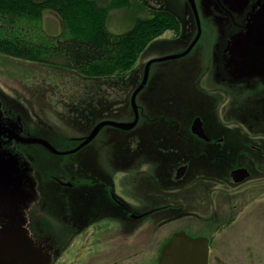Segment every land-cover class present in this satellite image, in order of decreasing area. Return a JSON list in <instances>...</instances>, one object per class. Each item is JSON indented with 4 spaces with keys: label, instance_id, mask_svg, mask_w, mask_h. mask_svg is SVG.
I'll use <instances>...</instances> for the list:
<instances>
[{
    "label": "rangeland",
    "instance_id": "1",
    "mask_svg": "<svg viewBox=\"0 0 264 264\" xmlns=\"http://www.w3.org/2000/svg\"><path fill=\"white\" fill-rule=\"evenodd\" d=\"M97 1L103 5L110 0ZM203 1L196 0L201 19L197 43L181 57L154 61L150 65L148 81L137 95L138 104H146L155 114L160 112L166 118L180 120L182 128L188 127L193 112L206 111L205 101L196 90L207 86L206 67L211 63L214 28ZM151 9L174 13L180 20V32L168 29L151 41L134 71L119 77H85L69 69L0 53V88L26 104L34 125L62 152L74 149L79 138L87 135L101 121H131L134 114L131 96L142 82L147 63L182 53L198 31L189 0H128L110 10L107 26L114 33L124 32L132 28L138 18L147 16ZM61 31L62 23L58 16L45 10L39 27L31 28V37L39 39ZM149 126L174 127L163 119ZM143 127L140 123L133 131H125L104 125L91 142L71 153H53L39 145L38 167L44 176L54 174L73 179L72 175L78 176L82 170L87 172L91 167L99 170L93 167L99 165L108 172L112 171L115 190L124 194L129 203L136 205L141 195H150L145 200L151 206L160 199L161 204L173 205L175 197L164 199L163 195H155L157 191L152 188L156 186H150L144 192L139 189L141 195H137V189L129 184L137 176L145 178L128 166L138 165L143 160ZM147 160L145 167L154 170L155 158L146 157ZM121 164L126 167L122 168ZM172 165L170 162L166 168ZM214 166L217 170L218 166ZM217 188L220 189V184ZM181 196V208L171 206L150 212L136 221L121 213H113V248L109 234L95 243H81L75 227L59 220L56 237L61 247L52 264H156L164 243L180 229L193 236L211 238L209 264H264V211L260 207L257 212L245 210L236 218L238 208L232 209L237 202L236 195H211L208 208L204 203L195 207L186 205L196 204L199 196ZM95 217L100 228H109V215L99 213ZM147 221H150L148 233L142 231V224ZM96 238L93 236V240Z\"/></svg>",
    "mask_w": 264,
    "mask_h": 264
},
{
    "label": "flooded vegetation",
    "instance_id": "2",
    "mask_svg": "<svg viewBox=\"0 0 264 264\" xmlns=\"http://www.w3.org/2000/svg\"><path fill=\"white\" fill-rule=\"evenodd\" d=\"M203 3L214 28L207 86L196 90L205 101L206 111L193 112L188 127L182 128L180 120L155 114L146 104H138V123L127 129L133 131L140 123L144 125L143 160L128 166L145 178H133L131 188L141 195L139 189L144 192L156 186L152 188L157 191L155 195L175 197L173 205L161 204L160 199L151 206L145 200L150 195H141L136 205L129 203L115 190L112 171L99 165L93 166L99 170H82L78 176L72 175L73 179L44 176L38 167L37 148H49L35 138L54 142L34 125L26 104L0 88V242L14 238L17 246L29 251L30 264H52L61 247L56 237L59 220L75 227L81 243H95L109 234L113 248V213L136 221L150 212L181 208V195L199 196L196 204L186 205L204 203L207 208L211 195H236L237 202L232 205L233 210L238 208L236 218L245 210L257 212L260 207L264 211V0ZM197 118L201 119L204 135L193 128ZM134 119L135 112L131 121ZM159 119L174 127L149 126ZM92 130L79 138L78 145ZM146 157L155 158L154 170L145 167ZM170 162L173 165L166 168ZM99 213L111 217L109 228H100L95 219ZM149 222L142 224L143 232L148 233ZM93 236L97 238L93 240Z\"/></svg>",
    "mask_w": 264,
    "mask_h": 264
},
{
    "label": "trees",
    "instance_id": "3",
    "mask_svg": "<svg viewBox=\"0 0 264 264\" xmlns=\"http://www.w3.org/2000/svg\"><path fill=\"white\" fill-rule=\"evenodd\" d=\"M127 1L0 0V53L85 77L124 76L134 71L151 41L168 29L180 32L179 18L165 9H151L124 32L110 31V10ZM45 10L58 16L62 31L32 38L31 28L39 27Z\"/></svg>",
    "mask_w": 264,
    "mask_h": 264
},
{
    "label": "water",
    "instance_id": "4",
    "mask_svg": "<svg viewBox=\"0 0 264 264\" xmlns=\"http://www.w3.org/2000/svg\"><path fill=\"white\" fill-rule=\"evenodd\" d=\"M189 3L194 11L199 31L188 48L180 54L167 55L161 58L150 60L145 68L142 82L134 90L131 96V104L135 112V119L129 122H117L112 120H104L98 123L92 132L85 138V140L76 148L69 151H59L52 142L43 138H35L36 141L41 142L49 148L53 153L75 152L82 146L90 142L99 132L102 126L112 125L121 129H131L135 127L139 120V108L137 103V95L146 85L149 77L150 65L157 60H166L170 58L181 57L191 51L197 43L201 33V20L197 7L196 0H189ZM193 128L200 134L204 135L201 119L197 118L194 122ZM199 129V130H198ZM201 129V131H200ZM210 259V238L205 235L193 236L186 230L180 229L175 231L171 237L164 243L161 248L158 264H209ZM17 262L30 264L31 257L29 251L24 246H17L14 238H6L0 242V264H15Z\"/></svg>",
    "mask_w": 264,
    "mask_h": 264
}]
</instances>
